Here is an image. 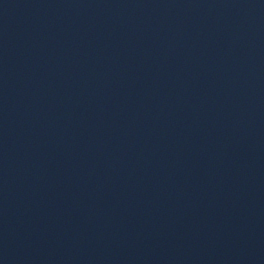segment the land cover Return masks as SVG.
I'll use <instances>...</instances> for the list:
<instances>
[{
    "label": "water",
    "instance_id": "water-1",
    "mask_svg": "<svg viewBox=\"0 0 264 264\" xmlns=\"http://www.w3.org/2000/svg\"><path fill=\"white\" fill-rule=\"evenodd\" d=\"M0 264H264V0H0Z\"/></svg>",
    "mask_w": 264,
    "mask_h": 264
}]
</instances>
